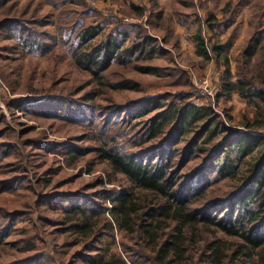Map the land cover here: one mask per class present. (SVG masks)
Listing matches in <instances>:
<instances>
[{
    "label": "trees",
    "instance_id": "16d2710c",
    "mask_svg": "<svg viewBox=\"0 0 264 264\" xmlns=\"http://www.w3.org/2000/svg\"><path fill=\"white\" fill-rule=\"evenodd\" d=\"M10 1L0 0V35L3 31L8 35L16 31L18 39H24V35L32 37L34 31L24 28L19 33L23 23L9 17L18 3L8 4ZM77 1L48 0V3L61 7ZM132 7L142 15L140 6L133 4ZM92 9L84 10L83 14ZM74 11L76 13V9ZM115 29L95 42L105 30L103 24L95 19L79 18L72 25L59 27V44L58 39L50 36L47 39L53 41L44 40L39 47L60 50L58 54L64 56V61L69 65L76 64L102 86L138 89L139 82L121 77L117 67L124 71L132 67L161 73L158 66L134 64L142 55L152 56L159 46L143 24H130L129 28L119 31ZM195 42L197 53L206 61L213 59V54L220 58L222 47H209L202 30L195 35ZM225 65L220 96L231 98L238 94L254 108L252 120L245 118L241 129L222 126L210 105H196L195 94L181 93L144 122L145 130L141 135L134 132L125 141H119L118 137L124 135L120 134L119 127L123 130L136 118L162 107V101L169 99V94L111 105L110 113L114 116L121 113V123L116 125L114 135H106L111 129L108 127L114 125L104 123L99 128L103 139L98 146V157L108 163L113 174L124 175L131 186H124L118 192L115 189L97 192L96 197L101 198L104 194L109 198L111 207L97 200H87L91 206L78 202H73L72 206L63 204L65 213H72L65 220L74 222L82 233V239L77 238L74 244L80 246L75 255L77 260L86 264H264V26L255 29L239 53L236 72H233L227 55ZM0 73L4 75L1 68ZM59 79L55 77L54 83ZM60 97L57 98L62 100ZM70 106L64 105L66 110L61 114L66 117L81 115L80 110ZM201 121L203 125L199 124ZM188 131L194 133V138L185 149L186 153L197 150L200 159L205 161L189 175L183 170L191 158L182 159L184 148L177 152L174 147ZM219 131L221 136L216 139ZM175 135L178 139L172 146L169 145L171 141L165 142ZM13 138L7 130H0V162L1 157L16 155L14 151L21 140L18 137L13 141ZM69 153L77 157L80 148ZM17 163L22 172L32 171L30 154L19 158ZM210 168L215 177H202V173ZM0 175V244L7 243L17 230L18 237L12 244L20 251L0 264H67L53 254L54 249L62 247L64 250L66 243L56 237L49 238L54 228L42 224L48 216L43 210L37 212L36 209L45 199L72 201V195L76 194L53 189L30 198V194L23 193L24 189H31L36 184L46 189L51 186V181L39 177L33 183L32 175L12 173L8 169H2ZM199 177V184L194 187ZM203 180H206L204 186ZM214 181H227L223 195L218 192L221 187H213ZM102 183L100 180L98 185L102 186ZM54 185L63 187L60 183ZM11 193L13 196H6ZM80 193L77 195H84ZM23 219L28 225L15 226L17 220ZM117 231L123 238L120 241L122 248L105 259L103 255L107 252H98L100 246L93 243L101 241L102 236L114 239Z\"/></svg>",
    "mask_w": 264,
    "mask_h": 264
},
{
    "label": "rangeland",
    "instance_id": "374dc122",
    "mask_svg": "<svg viewBox=\"0 0 264 264\" xmlns=\"http://www.w3.org/2000/svg\"><path fill=\"white\" fill-rule=\"evenodd\" d=\"M15 1L18 3L9 17L23 23L19 33L24 28H30L34 33L32 37L24 35V39H18L16 31H12L11 35L3 31L0 35V54H3L0 68L4 72V75L0 73V130L4 129L12 134L13 141L18 137L21 140L14 151L15 156L1 157L0 171L8 169L12 173L32 175L33 183L39 177L51 181V186L46 189L37 184L31 189H24L23 193L30 194V198L42 196L50 190L76 194L72 195V201L45 199L36 211L43 210L49 217L42 220V224L54 228L49 238L56 237L60 242L66 243L64 250L62 247L53 250L55 258L64 260L67 264H86L75 258L80 246L74 244L77 238L82 239V233L76 229L74 222L65 220L72 213H65L62 207L63 204L72 206L73 202L91 206L87 200H97L111 207L109 198L104 194L101 198L96 197L97 192H108V189L118 192L124 186H131L124 175L113 174L108 163L102 162L98 157V146L103 139L99 128L104 123L114 125L115 127H108L111 129L106 131V135H114L116 125L120 126L121 123V113L117 116L110 113L111 105L169 94V99L162 101V107L144 117L136 118L131 126L123 130L118 126L120 134H124L123 137H118L119 141H125L134 132L141 135L145 130L144 122L157 115L170 100L181 93L195 94L193 101L196 105H210L222 126L241 129L245 118L252 120L254 108L238 94L231 98L220 96L226 67L225 56L230 59L233 72H236L239 53L245 48L255 29L264 26V0H78L61 7L48 3V0H12L8 4ZM133 4L141 7L142 15L133 9ZM90 7L93 8L92 11L83 14ZM79 18L86 21L95 19L103 24L105 30L95 42L114 28L119 31L129 28L130 24H143L159 47L152 56L138 57L134 64L158 66L161 73L144 72L132 67L124 71L122 67H117L116 71L121 77L136 80L140 87L115 89L98 84L76 64L69 65L68 61L62 59L64 56L58 54L60 50H43L39 47L44 40L53 41L47 39L50 36L58 39L59 44V27L72 25ZM200 30L209 47H222L219 59L213 54L214 58L206 61L197 53L195 35ZM53 65L56 66L55 69L52 68ZM55 77L61 79L54 83ZM204 79L208 80V90H212L211 93L204 94L201 91L200 84ZM59 95L62 100L57 98ZM64 105L80 110L81 115H62L66 110ZM199 124L203 125V121ZM214 127L215 124L212 128ZM219 134L221 132L216 139L221 136ZM193 138L194 133L191 131L184 133L181 141L174 145L177 152L182 148L187 150ZM177 139L175 135L165 139V142L171 141L169 145L172 146ZM74 148H80L77 157L69 153ZM186 150L182 153V159L191 160L183 173L189 175L205 161L200 159L202 157L199 151L190 154ZM27 154H30L32 160L33 166H29L32 171L22 172L17 161ZM212 170L210 168L201 176L213 179L215 176L211 173ZM100 180L103 182L102 186L98 185ZM199 180L200 177L194 187L198 186ZM214 182L213 187H221L218 192L223 195L227 181ZM56 183L63 187H55ZM205 183L206 180H203V186ZM78 192L84 195H77ZM13 193L6 196L11 197ZM25 225H28L25 219L17 220L15 224L21 227ZM17 237L18 231L14 230L7 239L8 242L0 244V261L9 260L15 253L20 254L12 244V240ZM101 238V241L96 240L93 244L100 246L98 252H107L103 255L105 259L110 258L111 252L122 248L120 241L123 238L118 231L114 239L109 236Z\"/></svg>",
    "mask_w": 264,
    "mask_h": 264
},
{
    "label": "built area",
    "instance_id": "2783aa9c",
    "mask_svg": "<svg viewBox=\"0 0 264 264\" xmlns=\"http://www.w3.org/2000/svg\"><path fill=\"white\" fill-rule=\"evenodd\" d=\"M204 82V83H203ZM201 91L204 93V94H206V93H208V92H210L211 93V91L212 90H208V80L207 79H204V80H201Z\"/></svg>",
    "mask_w": 264,
    "mask_h": 264
}]
</instances>
